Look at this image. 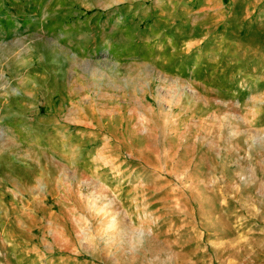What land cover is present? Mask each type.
<instances>
[{"label": "rangeland", "instance_id": "1", "mask_svg": "<svg viewBox=\"0 0 264 264\" xmlns=\"http://www.w3.org/2000/svg\"><path fill=\"white\" fill-rule=\"evenodd\" d=\"M0 264H264V0H0Z\"/></svg>", "mask_w": 264, "mask_h": 264}, {"label": "bare ground", "instance_id": "2", "mask_svg": "<svg viewBox=\"0 0 264 264\" xmlns=\"http://www.w3.org/2000/svg\"><path fill=\"white\" fill-rule=\"evenodd\" d=\"M170 43H171V42H170ZM17 65H18V66H21V65H22L21 60H18V61H17Z\"/></svg>", "mask_w": 264, "mask_h": 264}]
</instances>
